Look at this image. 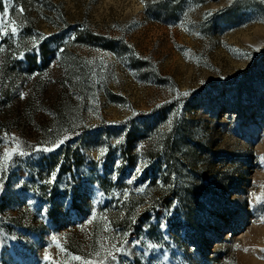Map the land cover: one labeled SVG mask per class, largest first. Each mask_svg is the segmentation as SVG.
Returning <instances> with one entry per match:
<instances>
[{
    "label": "rangeland",
    "instance_id": "1",
    "mask_svg": "<svg viewBox=\"0 0 264 264\" xmlns=\"http://www.w3.org/2000/svg\"><path fill=\"white\" fill-rule=\"evenodd\" d=\"M0 20V264H264V0Z\"/></svg>",
    "mask_w": 264,
    "mask_h": 264
},
{
    "label": "snow or ice",
    "instance_id": "2",
    "mask_svg": "<svg viewBox=\"0 0 264 264\" xmlns=\"http://www.w3.org/2000/svg\"><path fill=\"white\" fill-rule=\"evenodd\" d=\"M5 15H6V13H5ZM3 32H4V22H3V20H0V34H3ZM16 33H17V29L15 27H13L12 28V35L15 36ZM37 56H39V53L38 52H37ZM185 95H187V93ZM61 143H63V141H57L56 144L53 145L52 147L45 146L42 149H36V150L37 151H39V150L51 151V150H54L55 147H58L59 144H61ZM117 143H119V141H117ZM101 154L103 155V152ZM6 155H8V154L6 153ZM54 179H55V175L53 174L52 177L50 178L49 182H54ZM129 183H132V180L131 179L129 180ZM0 187H2V185H0ZM165 227H166V225H165ZM52 239L53 240H56V237H53ZM113 247H115V245H113ZM148 247L149 248H152L153 245L150 244V245H148ZM119 250L120 249H117V251H119ZM112 258L115 259V256H113ZM74 259H77L78 260L79 257H74ZM85 264H87V262H85Z\"/></svg>",
    "mask_w": 264,
    "mask_h": 264
}]
</instances>
